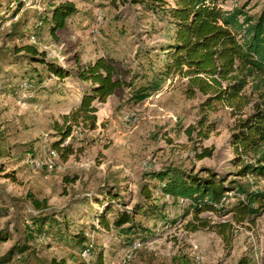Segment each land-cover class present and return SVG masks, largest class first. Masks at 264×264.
Instances as JSON below:
<instances>
[{"label": "rangeland", "instance_id": "374dc122", "mask_svg": "<svg viewBox=\"0 0 264 264\" xmlns=\"http://www.w3.org/2000/svg\"><path fill=\"white\" fill-rule=\"evenodd\" d=\"M66 2L77 13L53 31L51 11ZM132 2L0 0V207L8 209L0 231L10 237L0 255L22 246L28 249L8 264H98L100 255L102 264H238L242 257L264 264V209L253 220L235 222L231 210L242 197L231 192L227 209L197 216L190 202L166 195L156 178L167 170L208 168L229 180L256 182L252 190L264 192L263 179L240 178L233 164L235 127L259 100L252 81L244 93L250 100L244 115L220 102L206 105L209 96L192 95L189 78L180 75L137 102L134 92L163 70L175 27L165 12ZM220 5L243 6L254 15L264 9V0H220ZM24 46L35 47L68 75L57 77L32 61L21 51ZM100 58L112 60L123 85L105 102H94L97 128L75 127L62 143L69 151H57L53 144L60 140L63 116L90 85L79 72ZM30 82L38 88L31 90ZM205 149L212 155L199 159ZM147 204L159 206V213L136 211ZM124 212L133 221L118 228ZM41 216L48 218L42 230L35 221ZM134 225L132 233L123 231ZM79 234L88 238L84 246Z\"/></svg>", "mask_w": 264, "mask_h": 264}, {"label": "trees", "instance_id": "16d2710c", "mask_svg": "<svg viewBox=\"0 0 264 264\" xmlns=\"http://www.w3.org/2000/svg\"><path fill=\"white\" fill-rule=\"evenodd\" d=\"M132 1L145 10L165 12L175 27L174 41L165 49L168 53L163 70L148 87H142L134 92L135 100L141 102L148 99L151 92L159 91L170 77L180 75L189 78L188 85L192 95L200 91L209 96L206 105L220 102L235 109V114L244 115L243 110L250 103L244 93L252 81L259 100L252 111L245 114V118L244 116L240 118L235 127L231 145L237 156L233 164L239 168L236 174L240 178L254 177L264 180V9L259 14L252 15L243 6L225 10L221 7L220 0H176L174 7L166 0ZM75 13L77 9L71 2L61 3L53 8L50 18L52 30L64 28L67 18ZM21 51H26L32 61L42 62L43 66H47L57 77L63 78L68 75L62 66L43 58L45 54H39L35 47L24 46ZM79 77L90 85L84 88L80 103L74 106L69 114L63 116L64 125L58 130L60 140L53 144V149L57 151H69L70 148L62 147V143L72 135L75 127L95 130L98 108L94 102H105L123 85L119 78V69L112 60L106 58H100L95 63L84 66L79 72ZM30 84L31 90L38 88L37 85L31 82ZM204 123L200 122L201 125ZM194 130L195 128H191L189 134ZM204 137L208 138L206 134ZM211 155V150L205 149L199 159ZM156 178L164 183L166 195L172 197L175 202L180 199L190 202L189 208L195 210L197 216L207 210L217 212L227 209L226 202L230 200L231 192L242 197L231 210L235 222L253 220L264 209V192L252 190L256 182L229 180L226 175L208 168L198 172L167 170L157 174ZM145 196L152 199L148 190H145ZM35 205L37 208L42 207L41 202L36 201ZM136 211L150 216L158 214L160 207L147 204L137 207ZM7 215L8 209L0 207V218ZM98 217L100 223L108 227L105 217L103 215ZM35 221L42 230L48 218L41 216ZM132 221V216L124 212L115 225L120 228L131 224ZM227 226L230 227L231 224L228 222L223 227ZM134 229L135 225L123 231L130 234ZM85 235L79 234L76 237L81 246L88 241ZM9 240V234L0 231V246ZM21 247H13L5 255H0V264H8L18 253H24L28 249ZM251 263L248 257H242L238 262ZM53 264L58 263L53 261ZM98 264H102L101 255Z\"/></svg>", "mask_w": 264, "mask_h": 264}, {"label": "built area", "instance_id": "2783aa9c", "mask_svg": "<svg viewBox=\"0 0 264 264\" xmlns=\"http://www.w3.org/2000/svg\"><path fill=\"white\" fill-rule=\"evenodd\" d=\"M55 151L52 152V155H55ZM46 164L48 165L49 169H53L54 168V163L52 162L51 159H49Z\"/></svg>", "mask_w": 264, "mask_h": 264}]
</instances>
